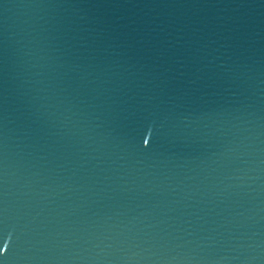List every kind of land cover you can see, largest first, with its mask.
I'll list each match as a JSON object with an SVG mask.
<instances>
[{
  "label": "water",
  "instance_id": "95a60500",
  "mask_svg": "<svg viewBox=\"0 0 264 264\" xmlns=\"http://www.w3.org/2000/svg\"><path fill=\"white\" fill-rule=\"evenodd\" d=\"M0 264H264V0H0Z\"/></svg>",
  "mask_w": 264,
  "mask_h": 264
},
{
  "label": "snow or ice",
  "instance_id": "6c2138e0",
  "mask_svg": "<svg viewBox=\"0 0 264 264\" xmlns=\"http://www.w3.org/2000/svg\"><path fill=\"white\" fill-rule=\"evenodd\" d=\"M7 249V243L5 242L2 246H0V254L5 253Z\"/></svg>",
  "mask_w": 264,
  "mask_h": 264
}]
</instances>
